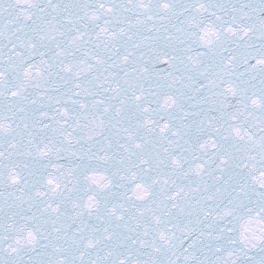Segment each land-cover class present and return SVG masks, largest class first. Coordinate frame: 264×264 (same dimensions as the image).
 I'll list each match as a JSON object with an SVG mask.
<instances>
[{"label": "water", "instance_id": "water-1", "mask_svg": "<svg viewBox=\"0 0 264 264\" xmlns=\"http://www.w3.org/2000/svg\"><path fill=\"white\" fill-rule=\"evenodd\" d=\"M261 194L264 0H0V264H264Z\"/></svg>", "mask_w": 264, "mask_h": 264}, {"label": "snow or ice", "instance_id": "snow-or-ice-1", "mask_svg": "<svg viewBox=\"0 0 264 264\" xmlns=\"http://www.w3.org/2000/svg\"><path fill=\"white\" fill-rule=\"evenodd\" d=\"M251 203V197L247 196L245 199H241L239 196H234L230 200V206L226 205V211H224L225 217H230V221L234 225L243 226L244 222L249 218L248 213L246 212L247 205ZM257 208L261 211H264V194H261V198L256 201ZM264 219V217H261Z\"/></svg>", "mask_w": 264, "mask_h": 264}]
</instances>
